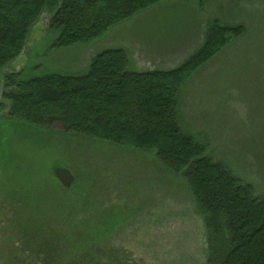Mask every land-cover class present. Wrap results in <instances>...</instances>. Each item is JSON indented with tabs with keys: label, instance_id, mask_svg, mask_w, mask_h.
Listing matches in <instances>:
<instances>
[{
	"label": "rangeland",
	"instance_id": "1",
	"mask_svg": "<svg viewBox=\"0 0 264 264\" xmlns=\"http://www.w3.org/2000/svg\"><path fill=\"white\" fill-rule=\"evenodd\" d=\"M213 19L244 33L183 85L179 125L264 195V0H163L87 44L57 50L44 38L43 12L4 71L80 75L111 48L126 51L129 71L170 70L198 48ZM1 93L0 84V99ZM52 127L0 116V264H68L66 254L77 264L87 254L109 259L117 252L114 264H205L206 233L180 174L154 152L68 135L60 122ZM56 167L73 174L69 188ZM103 221L114 227L105 229ZM82 240L93 242L78 249Z\"/></svg>",
	"mask_w": 264,
	"mask_h": 264
},
{
	"label": "trees",
	"instance_id": "2",
	"mask_svg": "<svg viewBox=\"0 0 264 264\" xmlns=\"http://www.w3.org/2000/svg\"><path fill=\"white\" fill-rule=\"evenodd\" d=\"M161 1L0 0V116L48 129L60 122L68 135L154 152L191 191L206 233L205 264H264V195L211 159L200 136L181 129L177 114L183 85L240 37L243 26L209 20L198 48L170 70L129 71L126 51L111 48L98 52L80 75L51 72L28 77L23 69L4 71L21 54L30 28L43 12L49 14L44 38L57 50L87 44ZM97 234L101 232L96 229ZM91 240L79 242L78 249ZM66 255L68 264L75 262ZM86 257L88 261L77 264H114V258H121L118 252L109 259L96 253Z\"/></svg>",
	"mask_w": 264,
	"mask_h": 264
},
{
	"label": "water",
	"instance_id": "3",
	"mask_svg": "<svg viewBox=\"0 0 264 264\" xmlns=\"http://www.w3.org/2000/svg\"><path fill=\"white\" fill-rule=\"evenodd\" d=\"M55 176L63 187L69 188L74 180V176L70 170L65 167H56L54 170Z\"/></svg>",
	"mask_w": 264,
	"mask_h": 264
}]
</instances>
